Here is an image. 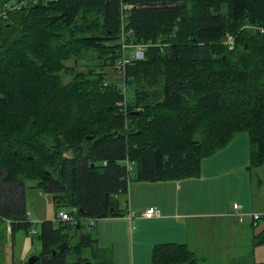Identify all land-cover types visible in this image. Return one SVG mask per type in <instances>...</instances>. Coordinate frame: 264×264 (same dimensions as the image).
Wrapping results in <instances>:
<instances>
[{
    "label": "trees",
    "instance_id": "obj_1",
    "mask_svg": "<svg viewBox=\"0 0 264 264\" xmlns=\"http://www.w3.org/2000/svg\"><path fill=\"white\" fill-rule=\"evenodd\" d=\"M121 1L0 0V220L29 233L25 180L56 208L34 264H115L86 222L127 214L132 180L200 177L238 133L247 169L264 165V0H126V16ZM123 42L145 47L124 70ZM63 209L77 221L57 220ZM150 259L199 264L185 242L156 243Z\"/></svg>",
    "mask_w": 264,
    "mask_h": 264
},
{
    "label": "rangeland",
    "instance_id": "obj_2",
    "mask_svg": "<svg viewBox=\"0 0 264 264\" xmlns=\"http://www.w3.org/2000/svg\"><path fill=\"white\" fill-rule=\"evenodd\" d=\"M8 5L9 3L6 4V6ZM4 14L0 12L2 16ZM134 50L135 48L127 49L125 56L134 60ZM92 55L90 52L84 59L77 62L78 68L92 65ZM67 63L71 66L74 65L73 60H69ZM92 71L90 70L89 73ZM111 76L113 79L120 77L116 73L111 74ZM60 78L63 83H68L72 79L70 75L64 72L61 73ZM236 137L234 145H232L234 147L221 151L217 156L206 157L202 161V177L198 180L194 179L195 181L190 184V189L197 192L200 200L201 198L203 200L213 198L216 206L212 207L210 203H208L209 205L203 203L198 208L193 209L201 215L213 212L216 214V218L202 217L191 222L188 221L189 243L199 258V264H254L255 262H264V244H254L252 241L254 233H259L264 229V219L259 220L253 226L251 224L253 221L248 219L243 223H236L232 218H219L221 217L219 216L220 213L232 209L236 202L243 206L246 211L242 210L244 213L264 212V165L248 170L250 162L248 134L241 132ZM131 182L136 181L132 180ZM36 185L35 180H25L24 207L28 213V220L32 222L29 233L25 229H17L12 234L11 228L6 229L8 223L0 220V264H25L28 258L39 255L42 250L39 239L40 224L44 220H52L55 217L56 208L53 204V195ZM140 191L142 192L139 190L133 195L134 203L144 204L153 200L150 197V192H145L148 195H140ZM126 199L130 202L129 193L127 196L121 197L122 207L126 206ZM182 201L184 202V199ZM112 218L117 219L116 217ZM99 225L105 227L98 231ZM122 226L123 224L119 220L108 223L107 218H98L95 226L90 228L91 232L100 238L99 246L108 249L109 252L112 251L116 264H133L130 255L133 242L130 237L134 233H138L139 221L135 219L131 229L127 223L126 239H124L125 232L122 229L124 226ZM116 228L121 229V234H115ZM136 244L135 241L134 245L137 246ZM147 259H149V263L142 261L141 264H150V257ZM134 260L135 264H138L137 254L136 256L134 254Z\"/></svg>",
    "mask_w": 264,
    "mask_h": 264
},
{
    "label": "crops",
    "instance_id": "obj_3",
    "mask_svg": "<svg viewBox=\"0 0 264 264\" xmlns=\"http://www.w3.org/2000/svg\"><path fill=\"white\" fill-rule=\"evenodd\" d=\"M236 136L230 142L229 145H227L225 148L221 149L219 152H217L212 156H217V154H220L221 151H224L225 149H230V147H234L232 145H234V140H236L237 138ZM201 177L202 174L199 178H193V179L150 181V182L136 180V182L134 183L132 182L129 183L128 193H129L130 202H128L129 203L128 213L134 214L135 215L134 219L131 220L130 217H128V213L123 215V217H116L117 219H114L112 217H109L107 219H108V223H112V221H116V220L122 222L124 226V228L122 229L125 232L124 239H126L127 236V231H126L127 223L128 225H130V229H131L135 219L139 221V228L137 233L138 235L134 233V235L130 237L131 241L133 242V244H131L132 247L130 252L131 260L133 264H135L134 254L135 256L137 254L138 264H141L142 261L145 263L146 262L149 263V259L147 258L150 257L149 255L151 253V250L154 244L156 243L185 242L189 244L190 248L192 249V246L189 243L188 221L191 222L194 221V219H198L202 217L203 218L217 217L216 214L213 212L201 215L199 212L193 211L194 208H198L199 205L203 203L206 204L210 203L212 207L215 206V200L213 198L211 199L205 198V200L201 198L200 200V196L197 194V192H193L192 189H190L191 182L195 181L194 179L198 180ZM139 190H142V192L140 191L141 192L140 195L143 194L146 195L147 194L145 193L146 191L150 192V197H152L153 200L147 201L148 203H144V204L134 203L133 195L138 193ZM182 199H184V202L182 201ZM151 207H155L158 210V215H155L152 218L143 217L142 213ZM242 210L245 211L243 206H242ZM219 216H221L219 217L220 219L223 217L232 218L237 223L234 215L232 214V209L228 211H223L222 213L219 214ZM4 221L8 223L6 229L9 230L10 229L9 221L8 220H4ZM99 226L100 227L98 228V231L101 230L100 228L105 227L102 225ZM120 230L121 229L116 228L115 234H121ZM135 241L137 242L136 244L137 246L134 245ZM100 242L101 240L98 237V243L100 244ZM115 264H116V260H115Z\"/></svg>",
    "mask_w": 264,
    "mask_h": 264
},
{
    "label": "built area",
    "instance_id": "obj_4",
    "mask_svg": "<svg viewBox=\"0 0 264 264\" xmlns=\"http://www.w3.org/2000/svg\"><path fill=\"white\" fill-rule=\"evenodd\" d=\"M17 6H16V8H17ZM131 7H132V5L129 4L128 1L122 0L121 1L122 16H126L127 13L130 11ZM124 32H125L124 29H122L123 37H125V35H126ZM226 43L229 44L230 46L234 45L232 36L227 38ZM122 47L124 48V52H126L127 49H134L135 48V50H134L135 59L142 57V51L144 49V46L135 45L133 43L132 44H126L123 42ZM132 62H133L132 60H130L126 56H124L120 60H118L117 68L124 70L125 65L132 64ZM123 94L126 95V92L124 89H123ZM125 161H126L128 179H130L134 175L133 174L134 173V167L128 159H125ZM232 214L234 215L236 221L239 223H243L247 219L251 220V221H257V220L261 219L262 217H264V212L262 213V212H257V211H251L250 213H244L242 211V206L237 202L233 205ZM155 215H158V210L155 207L148 208L147 210H145L142 213V216L146 217V218H152ZM134 216H135L134 214L128 213V217H130L131 220L134 219ZM56 219L60 220V221H65V222L70 221L72 223H75L77 221L76 219L73 218L72 214L68 210H60L59 213L57 214ZM89 223H90V225L93 226L95 224V220L90 219Z\"/></svg>",
    "mask_w": 264,
    "mask_h": 264
},
{
    "label": "water",
    "instance_id": "obj_5",
    "mask_svg": "<svg viewBox=\"0 0 264 264\" xmlns=\"http://www.w3.org/2000/svg\"><path fill=\"white\" fill-rule=\"evenodd\" d=\"M65 247H67V241H64L61 245H59L60 249H64ZM37 259L36 255L31 256L30 258H28L27 263L29 264H34V261Z\"/></svg>",
    "mask_w": 264,
    "mask_h": 264
}]
</instances>
